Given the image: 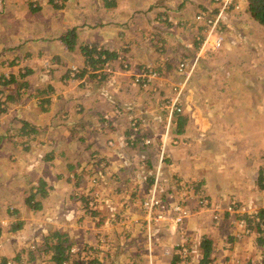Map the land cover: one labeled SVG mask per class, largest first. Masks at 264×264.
<instances>
[{"label": "rangeland", "instance_id": "1", "mask_svg": "<svg viewBox=\"0 0 264 264\" xmlns=\"http://www.w3.org/2000/svg\"><path fill=\"white\" fill-rule=\"evenodd\" d=\"M46 1L43 4V1L40 0L38 5L40 9L36 12L27 11L31 6V0H25V5L22 4L21 8L11 11L14 16L27 12V17L22 22L25 25V32L21 28H16L8 32L7 35H11V37L3 40L5 43L9 40V42L15 43L24 36L35 38L32 40L33 42L22 44L17 48L14 46L11 50L13 52L8 53L7 58L3 59L4 62L0 63V74L23 73L30 69L24 79L7 86L0 85V89L16 88V83L19 85L25 79L38 84L50 83L53 92L49 90L47 96L53 97V101L49 105L44 104V107L48 108L45 111L41 110V106L31 107L35 97L27 91L23 92L24 88L22 87L21 95L13 96V100L8 103L6 113L1 114L4 122L0 128V137L2 136L0 219L5 220L4 226L9 225L11 218L16 222L14 226L18 222L23 221V223L17 225L14 232L8 233L9 227L1 232L0 264H52L46 259L48 254H40L33 250L29 255V250L33 248L32 243L38 237L41 242L42 235L52 229L68 233L76 246L81 247V250L89 248L87 251L90 256H97L105 262L104 264H157L161 260L160 254H156V258L153 259L148 257V254L146 256L141 254L140 258L130 257V254L123 252L122 248H124V243H126V248H142L143 240L141 241V239L145 234L150 236L152 229L157 230L160 234L154 233L157 242L152 241L148 248H162L168 243L176 246L180 241V238L175 234L180 229L179 225L174 227L172 223H167L164 219L155 228L153 227L152 224L155 222L151 223L152 212L143 209V198L140 202L138 199V197H142L146 186L141 190L136 187L137 182L141 179L144 180L149 174L150 168L158 162L160 149L165 151V146L162 147L160 138L162 141L164 133L165 137L168 136L165 132V125L168 123L169 117L170 129L172 128V132L174 130L176 113L172 111L168 98L180 89L183 97L180 100L181 113L186 114L188 118L194 116L196 121L207 126L204 133L208 137H210L211 131L217 133L219 142L215 141L211 144L219 146L221 156L208 157V160L214 165L222 164L223 167L218 168L220 171L224 170L225 165L234 166L243 163L242 157L244 156L241 152L251 147L253 149L254 143L259 139L263 138L262 140H264V124L257 125V123L247 122L244 113L250 112V110H244L241 105L234 107L236 102L243 101L240 88L234 93L230 92L233 87L230 90L227 89L226 92L219 93L218 100H216L214 92H210L209 87L212 89L214 87L211 84L210 72L215 73V69L222 72V68L225 70L226 66L221 62L219 64L214 62L219 53L221 54L219 56L223 57L221 48L212 50L209 45L205 47V51L201 55L199 54L200 38L198 36L204 32L205 24L201 21L202 19L197 18V15L204 13V16H207L206 13H210L198 7L199 1L186 0L185 10H182L183 19H181L184 26L181 38L185 45V49H183L185 55L171 61L163 59L168 61L166 63H170L169 68L166 63L160 64L156 59L158 52L154 51L156 47L160 46L158 39H155L158 41H156V45L153 44V50H150L153 48L152 45H145L146 39L155 37L151 32L145 30V19H141L143 18L141 16L129 19V12L135 9L140 13L143 11L145 14L147 12L144 10L153 5L155 9L150 14L155 17L158 9L167 10L165 8L167 3L175 5L182 0H115L114 4L110 1L111 5L105 4V0H58L55 1L60 6L57 9L53 8L48 0ZM1 4L0 0V14H4L5 12H1ZM169 12H167L168 20L169 17H174ZM8 15L12 14L7 13ZM114 15L119 23L127 20V26L136 29V32L134 31L136 35L132 36L123 24L119 26L107 25L113 20ZM28 17L36 18V20L29 21ZM1 18L3 22V17ZM240 18L228 13L219 29L222 42L227 44H225L227 55L234 54L235 62L241 59L243 53L251 51L252 43L255 44L256 41L258 42L254 48L264 52V31L261 26L252 22L251 19L242 20ZM159 19H161L160 16ZM99 20L105 25L93 31L81 32L76 44L80 46L97 42L104 44L105 48L116 51L118 58L112 62V68L111 64H105L98 70L88 68V71L80 75L81 70L86 67L81 53L76 47L73 52H69L61 44L57 46L51 41L39 42L41 40L38 37L49 36L47 31L50 29L55 30L50 33L52 37V35L65 32L74 25L79 26L84 21L94 24ZM161 22L160 26H163L164 23ZM57 24L59 25L57 26ZM193 39L198 41L196 49L189 43V40ZM174 42L176 43V40ZM210 42L209 40L208 43ZM2 43L0 42V44ZM173 44L168 45L173 46ZM6 52L2 51L1 55ZM27 52H30V55ZM130 54L137 58V62L131 59ZM170 54L171 52L168 53V56L174 57ZM195 54L199 55L196 61L193 60ZM206 55L208 58L203 59ZM127 64L129 67L126 69L120 67ZM140 65L161 68L162 75L153 73L155 76L149 79V83L134 85L132 74L150 72L145 68H138ZM23 67L27 68L20 70ZM263 67H259L260 79L264 77ZM220 75L222 73L219 72L216 76L219 78L217 81L224 78L223 76L219 77ZM163 80L167 84L166 89L156 88V85L161 84ZM261 84L264 85L263 79ZM161 88L163 87L161 86ZM162 90L164 93H159ZM233 96L240 99L235 100ZM225 98L230 99L229 103H224ZM102 99H106L105 102L109 103L108 107L103 104ZM212 100L215 104L214 107L211 105ZM191 101L196 104L204 102L202 104L204 108H192ZM224 106L226 107L224 108ZM79 109L82 110L78 111ZM251 111L258 112V110ZM14 116L22 117H19L13 126L16 129H11V121ZM255 116L251 118L252 121L258 120V117L255 118ZM23 118L35 123L37 133H31L29 137H19L17 129ZM260 118L264 120V116ZM161 121L162 123H160ZM146 124L151 127H153L152 124L155 125L156 131L154 132L156 137H159L158 144L153 141L151 143V139L147 136L148 131L144 132L142 127ZM226 124H229L228 127ZM161 126H164L163 133ZM124 131L128 133L124 134ZM186 134L192 138L195 135L194 129L188 128ZM80 138L84 139L80 140ZM197 140L192 143L198 144ZM87 144L88 146L81 151L78 149ZM168 146L169 141H167L166 148ZM226 150L228 152H225ZM49 151H53L51 154L54 158L53 161L44 160V154ZM170 153L171 151L167 154ZM169 156H166L165 160ZM165 160L162 165L166 167ZM70 165H73L72 168H69ZM118 165L137 168L136 171H138L132 174L133 176L129 174L127 177L129 184H124L121 187H118L117 178H115V172L120 168ZM170 170L167 171L168 174ZM172 176L169 174V177ZM219 176L217 184L225 181L224 173ZM38 178L45 179L46 185L32 200L33 202L42 200L41 208L32 210L24 200L35 191L31 189V186L37 183ZM168 181L170 182V180ZM42 192H45L46 195L42 196ZM132 192L134 195L131 194ZM174 192L182 193L178 190H174ZM197 193H199L196 198L197 203L201 199H207L206 194L201 190ZM177 196L178 200L182 201L180 195ZM132 197L136 199L134 200ZM129 199L135 202L132 208L127 205ZM231 202L237 204L236 200H231ZM11 207L17 209V213L13 216H11L12 213H6V208ZM139 209L143 214L139 215L144 219L143 217L136 221L130 219L129 216L140 212ZM238 209L242 210V207L238 206ZM105 219L116 221L117 224L115 226L108 224L106 229H102L103 226L97 228V224L103 223ZM249 221L250 224H255L252 222V218H249ZM246 224V219L240 217L233 222L231 228L236 227L237 231L243 234L249 230ZM165 228L167 231L164 230ZM260 228L264 231V223H261ZM240 233H236L237 235L233 233V236L237 237L234 242L236 246H239ZM37 235L39 236L36 237ZM179 235L181 238L187 236L182 231ZM195 240V238H191L190 241L194 246H196ZM136 241H140L139 245ZM164 241L168 243H162ZM220 241L221 239H219ZM109 243L108 251L97 252L102 246ZM242 243H245L244 238ZM154 245L158 246L153 247ZM162 249H160L161 254ZM185 249L181 252V261L178 264H188V261H191L190 252L187 251V248ZM172 250L175 253L174 248H169L168 252L173 253ZM241 252L240 248H235L234 254ZM16 256L19 257L18 261L14 259ZM242 259V254L234 255L229 264L252 263L250 258Z\"/></svg>", "mask_w": 264, "mask_h": 264}, {"label": "crops", "instance_id": "2", "mask_svg": "<svg viewBox=\"0 0 264 264\" xmlns=\"http://www.w3.org/2000/svg\"><path fill=\"white\" fill-rule=\"evenodd\" d=\"M31 1H32L31 2L32 7L33 6L37 7L40 3V0H31ZM41 1H43V4L47 2L46 0H41ZM198 1H199V4L197 3L198 7L201 9L202 7L206 9L208 8L210 9L212 7L211 0H197V2ZM1 2H2L1 12L3 11L5 13L0 14V42H3L2 44H0V55L2 51L4 52L7 51L3 56L2 55L0 56V63H3L4 62L3 58H7L6 55L10 52H13L11 50H13L14 45L19 44L21 40H29L28 42L24 43V44H27L29 42H33L32 40L35 38H30V36L28 37L24 36V38L18 39L17 42L14 41L15 43L9 42L10 40L6 41V43L3 41L6 38H9V36L11 37V35H7L8 32L16 28H21V30L25 32V25L22 22H23V19L27 17L26 15L27 12L19 13L20 12L19 11L18 12L19 14H17V16H14L12 13L14 10H17L19 7L21 8L22 4L25 5V0H1ZM186 2H187L186 0H182V2L175 4V5H170L167 3L165 6L167 10H164L163 8H161V10L158 9V12L155 14V17L150 14V12L154 11L155 9L153 8V5H150L148 8L144 10V12H147L145 14L143 13L142 10H141L142 13H140L138 10H135V9L129 12V19H132L133 17H136V16L143 17V18L141 17L140 18L145 19V25H146L145 30L149 31V33L151 32L152 35H156L158 31L157 29L158 27L163 28V31L157 34V36H160L158 38L160 40L159 41L160 47H156V50L154 51L156 53L159 52L163 44L164 52L162 53V55L157 53L159 58L163 57V59H168L171 61L174 58L185 55V53L183 52V49H185L184 47L185 45H184V41L182 40L183 38H181L182 37L181 33L183 32L182 29L184 28V26L182 24L181 19H183L182 10L184 9V7H186ZM194 2L196 1L194 0ZM30 8L31 7H29L27 11H30ZM21 11L25 12L24 10H21ZM168 11H170L169 13H171V15L174 16L172 18L169 17V20L167 16ZM7 13L12 14V15L7 16ZM163 13H165L166 15H162ZM228 13H231L233 16H237L238 18L241 17L242 20H244L245 18L251 19L247 13V1L246 0L241 1L240 10L230 11ZM159 16L161 19H159ZM1 17H3L4 23L2 22ZM28 19L29 21L36 20V18L32 19L31 17H28ZM165 19L169 21L170 26H166V25L160 26L162 24L161 21H164ZM127 22L128 21L126 20L125 22L119 23L116 16L114 15L113 20H111V22H109V24L107 25L119 26L123 24L124 26L128 28L129 33L132 34L133 36V34H135L134 31L136 32V29L131 26H127ZM226 23H227V20H226ZM58 25L59 24H57V26ZM81 25L83 26L81 28H78L77 38L81 32L93 31L97 28H100L101 26H104L105 23L101 22L100 20L98 21V23H94V24L84 21ZM89 26L90 27L92 26V27L88 28ZM197 29H200V28H197ZM54 31L55 30L50 29L47 31V33H49L47 35L49 36H45L44 38L43 36L38 37L41 40L39 42H50L51 41L55 43L57 46H59L60 43L57 41L58 39L56 38L61 33L55 36L52 35L51 37L50 33H53ZM202 34H200L198 37L199 38L202 37ZM175 40H176V43L174 42ZM145 41H146L145 45H152L153 48H151L150 50H153L154 49L153 40L146 39ZM39 42H35V43H39ZM257 42L258 41H256L255 44L252 43L253 46H251L250 48L251 51H247V53H243V55L241 56V59L238 60L237 62L233 60L235 59L234 54L227 55V50L225 49L226 43L224 42L223 48L221 50V52L224 55L222 54L223 57L219 56L221 55L219 53V55L215 57L217 60L214 59L215 60L214 62L216 64H219L221 62L224 66H226L225 67L226 69L224 70L222 68V72L221 70H217V69H215L216 70L215 73L210 72L209 75L212 81L211 84L214 85V87L213 89L212 87H209V90L210 92H214L213 94L216 97V100H218L220 96L219 93L226 92L228 91L227 89L230 90L232 87L233 89L230 92L234 93L235 91H238L240 88V90L242 91L243 101L241 100V102H236L234 107L236 108L237 106L241 105L244 110L245 109L250 110V112L247 111L244 113L246 116L247 122L257 123V125H261V124L263 125L264 120H261L260 117L264 116V85L261 84L262 79L264 82V77L260 79L259 67L264 66V52H262L261 50H258L257 48H254ZM170 43H174L173 46H169L168 44ZM189 43L194 49H196L197 44H198V41H196V39L189 40ZM142 44L144 43L142 42ZM101 45H104V44H101ZM48 47H49V44H48ZM248 48H246V50H248ZM170 52H171L170 55H174V57L172 56L171 58L170 56H168V53ZM27 53L30 55V52H27ZM207 55H210V54H207ZM207 55L204 56L203 59H207L208 58ZM130 57L132 60H135L137 62V58H134L132 54H130ZM168 65H170V63H168ZM219 72L220 74L222 73V75H220L219 77H222V76L224 77L221 81H217L219 78L216 77ZM157 79L161 80L160 78H157ZM29 82L31 84L35 83L31 81ZM35 84H38V83H35ZM45 84L41 83L42 86ZM160 85L163 88H161ZM166 87H167V84L166 82H164V80L161 82V84L156 85V88H160L164 90L166 89ZM50 90L51 92H53L52 88ZM159 93L163 94L164 92L162 90ZM226 94H229V93H226ZM50 98H51V101H53V97H50ZM182 98L183 97L181 96V100ZM233 98L235 100L240 99V98L239 99L235 98L234 96ZM213 100L211 101V105H213L214 107L215 104ZM105 101L106 99H102L103 104L107 106V104L109 103H106ZM224 101H225L224 103H229L230 99L225 98ZM190 103H192V101ZM203 103L204 102H202V104ZM202 104L200 102L197 104L192 103V108L194 109H197L198 107L204 108ZM226 106H224V108ZM31 107L38 108L40 106L37 105V103L34 100L33 105ZM81 110L82 109H79L78 111H81ZM251 110H258V112L253 113V111ZM254 116L255 118L258 117L257 121L255 120L252 121L251 118ZM175 120L177 121V119ZM176 121H174L175 126H176ZM3 122H4V119L1 117V114H0V128ZM160 123H162V121ZM147 125L148 124L142 127L144 132L148 131L149 134H147V136H149V138L151 139V140L149 139L151 143L153 141L154 143L158 144L157 141L159 137H156V134L154 132L156 131L154 128L155 125L152 124L153 127L149 125L147 126ZM226 125H227L226 127H228L229 124H226ZM167 126H168V123L165 125V132H166ZM163 127L161 126L162 133H163ZM188 128L191 130L194 129V134L196 136L194 135L192 138L186 136L187 135L186 131L188 130ZM206 130H207V126L196 121L194 116H190L189 118L187 116V119L185 120L184 125L182 126V131L180 132V136H178V140L182 141V143L178 147H176L177 145L169 146L168 153L171 151V153L169 154L170 156L168 155L169 158L166 160L164 159L165 163L167 162V165L165 167L161 164L160 170H159L160 190L164 191L166 190V188L168 190H172V194L170 198L168 199L169 210H170V207L174 203H178L184 206L185 208H187L189 212L188 217L185 218L183 223L180 225V229L175 232L178 238H180V241L178 242L176 246H174L175 244L172 246L171 243L169 244L168 242L164 241L162 243H168V245H164V247L162 246L163 249L162 248H155V249L148 248L149 243L151 244L152 241L157 242V240H155L157 239L156 234H154L155 232H157V230L152 229L150 230L151 232L150 236H147L145 234L143 239H141V241L143 240L142 248L141 247L140 248H126L127 247L126 243L123 244L125 246L124 248H122V251L127 252L128 255L130 254L129 255L130 257L131 256L136 257V254L138 253V251L140 255L143 254L144 256H146L148 254V257L152 259L156 258V254H160L161 260H159L157 264H170L171 257H172L171 255L173 253H170L171 251L168 252V249L175 248V247L180 248V245L183 244V248H187V251L190 252L189 256L191 258V261H188V264H203L200 261L203 256L202 250L200 247V242L203 238L207 237V238L212 239L213 250L210 254V259H209L210 261L206 262V264H224L225 262L226 264H229V262H231L232 257L238 254H242L243 259L250 258L252 262L251 264H255V263L264 264V236L260 237V234L257 232L256 226L250 224V226H247L249 230H246L245 233L242 232L243 234H241L240 231H237L238 228L237 229L236 227H234V229L231 228L233 226V222L236 221L238 218H240V214L243 212L251 213L253 211H262L264 213V140H262L263 138L259 139L258 141L254 143L253 149L251 147L250 149H245L244 151L241 152L242 156H244L242 157L243 159L242 164L234 165V166L225 165L224 170L220 171L218 168L223 167L222 164L214 165L210 162V160H208V157H220L221 156V153L219 151V146L211 144L215 141L219 142V139L217 138V133L215 131H211L210 137H208V135L204 133ZM126 133L128 132L124 131V134ZM162 137L165 139H168L169 135L165 137V133H164ZM163 138H162V141L160 138L162 147H164V143L166 141ZM83 139L84 138H80V140H83ZM196 140L198 141V144H193L192 142L195 143ZM87 146L88 144L86 146H81L82 148L80 147L78 149H80L81 151L83 148ZM161 151L162 149H160V152ZM225 152H228V150H226ZM155 164H154L155 166L153 165L152 168L149 170V174H147V177L150 175H153L154 177L157 171V168H156L157 162ZM118 166H120V168H118L117 171L115 172V175L117 176V177L115 176V178H117L118 187H121L124 184L125 185L129 184V180L127 179L129 174L132 175L138 171H136L137 168L130 167L131 168L130 169L126 165L125 166L118 165ZM168 170H170L169 174L173 175L172 177H169V174L167 172ZM223 173H224L225 181L217 184L216 183L217 178L220 177L219 175L220 174L222 175ZM161 180L164 182H161ZM168 180H170V182ZM260 181L263 183V186L260 185ZM147 184H148V180L146 181L143 179L138 181L136 184L137 189H140V190L146 186L144 192L142 193V197L140 198L138 197L139 202L142 200V198L144 197L147 191L146 190ZM151 184L149 186H151ZM140 190H137V191L140 192ZM174 190L181 191L182 193L181 194H179L178 192L175 193ZM200 190L201 192H204L206 194V197L210 204V207L207 209L199 210L202 205L200 202L199 203L196 202L197 200L196 198H198V194H199L197 193V191L199 192ZM131 194L134 195V192H132ZM177 195H180V197L182 198V201L178 200ZM132 198L134 200L136 199L134 197ZM231 200H234V201L236 200L237 205L239 207H242V210L237 209V211H232V212L227 211V206L231 202ZM134 204L135 202L132 199H129L127 201V205L130 208H132ZM139 214L143 215L141 210L138 213H133V215L129 217L130 219L136 221L137 219L143 217V216L141 217ZM214 214L218 215L217 221L213 220ZM111 221L105 219L103 223L97 224V228L100 226H103L102 229H106L108 228L107 226L108 224L110 226H115L117 224L116 221H112V222ZM1 222L3 225L2 231L6 230L5 228L9 227L8 224L4 226L5 220L3 221L2 218H1ZM160 222L161 221L154 223L153 221L151 223H154L152 225L155 228L157 225H159ZM164 230H166V228ZM169 231L171 230L169 229ZM180 231L187 234V236L181 238L179 235ZM233 233L235 235L240 233L239 236L241 238L239 241V246H236L234 243L237 237L233 236L234 237L233 239L231 238L229 239L230 235H234ZM38 236L39 235H37L36 237ZM43 236L44 235H42L41 239L43 238ZM191 238H195L197 240V241L196 240L194 241L196 243V246L191 244L190 242ZM243 238H244L245 243H242ZM38 239L35 241H37V243H40ZM219 239H221L220 242H219ZM136 243L139 245L140 241L138 242L136 241ZM158 245L156 246L154 245L153 247H157ZM73 247L79 248V249L81 248V247L76 246L75 242H74ZM108 248H110V243L102 246V248L97 250V252H101V253L106 252L108 251L107 250ZM235 248H240L242 252L234 254ZM135 249L136 251L134 252ZM160 249H162V254L160 252ZM176 251L177 250H175V252ZM138 258H140V256Z\"/></svg>", "mask_w": 264, "mask_h": 264}, {"label": "trees", "instance_id": "3", "mask_svg": "<svg viewBox=\"0 0 264 264\" xmlns=\"http://www.w3.org/2000/svg\"><path fill=\"white\" fill-rule=\"evenodd\" d=\"M55 1H58V0H49L48 2L51 3L52 7L55 9L60 8L58 3H56ZM110 1L113 2V3L111 2L112 4L115 3V0H105V4L111 5ZM246 1H247V13H248L249 17L252 19V21L254 23L260 25L264 31V0H246ZM30 5H32V3H30ZM39 7L40 6L31 7L30 11L36 12L40 9ZM202 10L210 12L209 8L206 9V8L202 7ZM214 12H215V10H214ZM162 15H166V14L163 13ZM163 23L166 26H170V23L167 20H164ZM82 26L83 25H79V26L74 25L71 28H68L67 30H65V32H62L56 38V39H58L57 41L64 47L65 50H67L69 52H73V50L77 48L78 51L81 53L82 60H83V63H84L86 68H83L81 70L80 75H82L86 71H88V68H90L92 70H98V69L102 68L105 64H108V65L111 64L110 67L112 68V62L118 58V54L116 51L110 50L109 48H105L103 45L98 44L97 42L86 43V44H83L80 46L78 44H76V40H77L76 31H78V28H81ZM91 27L89 26L88 28H91ZM157 29H158V31H157L155 37L151 39V40H154L153 41L154 45H156V41H158L159 40L158 38L160 37V36H157V34L163 31V28H161V27H158ZM155 39H158V40L155 41ZM28 41L29 40H21V42L19 44H16L14 46L15 47L21 46L22 44H24ZM163 52H164V48H163V44H162L161 50L158 52V54L162 55ZM3 59H5V58H3ZM156 59H157L158 63H160V64L161 63L165 64L166 62H168V61H164L165 59L163 60V57L159 58L158 55L156 56ZM128 65L129 64L126 65V68L129 67ZM166 65L169 68L170 65H168V63H166ZM120 67L122 69H126L123 66H120ZM26 68L27 67H23L20 70L26 69ZM138 68H141V69L145 68V70H149L151 73L161 74V72H160L161 68H158V67L152 68L150 66L144 67L143 65H140ZM29 70L30 69H28L27 71H25L23 73L18 72L16 74L15 73H3V74H1L0 75V85L7 86L13 82L21 81L28 74ZM146 74H149V72H146ZM132 78H133V76H132ZM16 84H17L16 88H1L0 89V114L6 113L7 107L9 105L8 103H9V101L13 100V96L18 97L19 95H21L20 89L24 85L25 86L23 87L24 88L23 92L27 91V93H29L30 95L35 97V102L37 103V105L42 107L41 108L42 111H45L48 109V108L44 107V104L49 105L51 102V98L49 96H47V92H49V90L52 88L50 83H47V84L42 86L41 83H39V84L32 83L31 84L27 79H25V81H22L21 84H19V85H18V83H16ZM42 84H44V83H42ZM43 94L45 97L42 96ZM175 116H176L177 121H176V126H174L173 133L175 135H180V132L182 131V126L184 125V122L187 119V116L181 112L176 113ZM19 117L20 116H14L13 117V119L11 121V129L14 128L13 126H15ZM14 129H16V127ZM17 131L19 132V135H20L19 137H22V136L29 137L31 133H37L35 123H31L26 118L21 119V124H20L19 128L17 129ZM3 138H4V135H3ZM130 139L133 141H137L134 138H130ZM1 140H2V136L0 137V147L2 146ZM131 140H128V141L130 142ZM52 152L53 151H49V152H46L44 154V160L45 161L54 160V158L51 155ZM148 162H150V161H148ZM72 166L73 165H70L69 168H72ZM144 180H146V181L148 180V184H147V188H146V190H148L150 187L149 185L153 181V175L146 177V179H144ZM45 185H46V180L43 178H38L37 183H35L34 185L31 186V189L35 190V191L30 193L29 196H27L25 198L24 202L27 203L29 206H31L32 210H39L41 208L42 200H36L35 202H33L32 200L34 199V196L36 194H38V192L41 191L42 187ZM260 185L263 186V183L261 181H260ZM43 195H46V193L42 192V196ZM6 213L7 214L12 213L11 216H13L14 214L17 213V209L14 207H11L9 209L6 208ZM240 217L241 218L244 217L246 219V222H247L246 225H248V226L250 224L249 218L250 219L252 218L253 219L252 222H255L254 225L256 226L257 232L260 234V237L264 236V231L260 228L261 223H264V213L262 211H253L251 213H249V212L244 213L243 212V213H241ZM22 223H23V221L18 222L17 225H20ZM15 224H16V222L13 221L11 218V220L9 221V225H8L10 231H8V232L16 230L17 225L14 226ZM2 227H3V225H2V222L0 219V234L2 231ZM230 238L233 239L234 238L233 235H230L229 239ZM73 246H74V242L69 237L68 233L63 232V231L58 230V229H54V230L52 229V230H48V232L43 236L42 241L40 243H37V241L32 243L33 248L31 250H29V255H30V252L31 253L33 252V250H36L40 254L41 253L48 254V257L46 259L52 264H104L105 263L104 261L100 260V258H98L97 256H95V257L90 256L89 252L87 251V250H89V248H87L86 250L85 249L81 250V248L80 249L74 248ZM124 246L125 245H123V247ZM200 247H201L202 254H203L202 259L200 261H201V263L206 264V262L210 261L209 260L210 254L213 250L212 239L207 238V237L203 238L200 242ZM174 249L177 251L175 253L173 252V254L171 255L172 257H171L170 264H178L181 261L182 248L175 247ZM139 256H140V254L138 251V253L136 254V257L138 258ZM14 259L16 261H18L19 257L16 256V257H14Z\"/></svg>", "mask_w": 264, "mask_h": 264}, {"label": "built area", "instance_id": "4", "mask_svg": "<svg viewBox=\"0 0 264 264\" xmlns=\"http://www.w3.org/2000/svg\"><path fill=\"white\" fill-rule=\"evenodd\" d=\"M243 0H211L212 2V7L209 9L211 13H206L207 16H204V13H201L197 15L198 19H202L201 21L204 22L205 26L203 29V34L202 37L199 39V54L201 55L203 51H205V47L209 46L211 47L212 50L220 49L222 50L223 48V42H222V37L220 36V25L223 22L226 14L230 11H238L240 10V3ZM215 10V12H214ZM211 37V39H210ZM211 41L208 43V41ZM199 55H195L193 60L196 61L198 59ZM126 68V66H124ZM133 76V84L134 85H145L149 83V79L153 78L155 75L151 72L149 74L143 73V72H136L132 74ZM173 91H176L173 89ZM172 111L175 113L181 112V107H180V100H181V93L180 89H178L177 93H173L172 96L169 98ZM168 126L166 128V134L169 135L168 139H166L164 146H165V151H161L159 155V159L157 162V171L153 177L152 184L150 188L146 191L145 196L143 197V202H142V207L145 210H148L149 212H152V218L151 221L153 222H159L161 220H164L167 223H172L173 226L181 225L185 218L188 217L189 212L187 208H184L181 204L174 203L171 207L170 210L168 208V199L170 198L172 194V190H166L161 191L159 182V170L160 166L162 164V161L165 159L166 156H168V148L169 146H176L178 147L182 141L178 140V136H176L170 129L171 124H170V117L168 118ZM135 132V131H134ZM167 141H169V146H167ZM161 182H164L161 180ZM201 208L199 210L207 209L210 207V204L207 199H201ZM237 207V208H236ZM238 209V205L234 204V202H231L227 206V211H235ZM165 212V213H164ZM218 215L214 214L213 215V220L217 221ZM177 245V244H176ZM180 248L182 250H186L183 248V244L180 245Z\"/></svg>", "mask_w": 264, "mask_h": 264}]
</instances>
